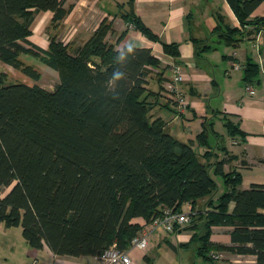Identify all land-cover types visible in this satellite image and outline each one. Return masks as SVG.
Returning <instances> with one entry per match:
<instances>
[{
    "label": "trees",
    "instance_id": "1",
    "mask_svg": "<svg viewBox=\"0 0 264 264\" xmlns=\"http://www.w3.org/2000/svg\"><path fill=\"white\" fill-rule=\"evenodd\" d=\"M225 1L240 28H264V18L248 21L263 0ZM63 4L0 0V61L37 81L40 74L20 59L33 56L58 75L53 89L45 90L10 81L0 72V222L7 228L19 226L32 249L46 246L57 256H98L112 244L129 249L143 226L163 210L180 212L189 203L191 220L175 225L173 232H193L184 245L196 243L204 264H220L212 256L215 252L252 255L256 264H264V186L240 189L237 169L225 171L234 157L211 123L194 141L184 143L154 117L149 99L160 97L161 87L156 93L148 90V80L154 75L161 84L163 79L152 73L159 61L150 49L137 47L123 65L115 61L116 46L127 30L110 43L112 25L105 19L72 54L56 37H50L47 50L28 40L34 13L50 11L52 23H59L67 14ZM128 4L122 17L126 26L178 58L179 46L161 43ZM228 31L233 37L241 35L236 29ZM116 68L125 77L112 87L109 80ZM256 74L257 66L247 62L244 83L251 84ZM226 128L230 138L244 139L237 125L227 121ZM193 143L206 151L197 153ZM218 151L224 155L219 157ZM216 177L224 192L215 203H206L211 210L194 213L198 199L217 192ZM215 226L230 228V245L211 241Z\"/></svg>",
    "mask_w": 264,
    "mask_h": 264
},
{
    "label": "crops",
    "instance_id": "2",
    "mask_svg": "<svg viewBox=\"0 0 264 264\" xmlns=\"http://www.w3.org/2000/svg\"><path fill=\"white\" fill-rule=\"evenodd\" d=\"M129 1L134 15L161 43L179 46L178 58L165 54L159 42L150 41L135 28L126 26L122 17L128 12ZM63 8L67 14L59 23H52L50 11L34 13L30 23L31 35L28 37L34 46L47 50L50 37H56L72 54L88 40L104 19L112 25L113 32L107 37L110 43H115L120 34L127 30L116 48H122L131 41L138 48L150 49L159 61L158 70L152 73H160L163 80L158 84L157 77L152 74L153 78L148 80L147 86L148 90L155 93L161 87L160 97L149 99L154 105L151 110L154 117L161 118L169 134L184 143L194 141L202 127L211 123L214 132L223 137L222 146L234 157L225 166V171L237 169L241 175L240 189H248L252 185L264 186V28L257 31L253 25L240 28L225 0H64ZM219 16L221 22H218ZM258 18H264V0L250 14L248 21L253 22ZM228 29L239 30L241 35L233 37ZM233 39H237V42H233ZM20 59L32 66L40 78L44 74H55L58 83L57 72L38 58L22 55ZM172 62L182 66L183 81L179 88L187 102L185 110L169 104L164 95L171 77L169 66ZM247 62L257 66V74L251 84L244 83V66ZM0 72L6 74L10 81L13 78L12 81L29 86L38 85L45 90L54 87H46L40 78L35 82L1 61ZM227 121L237 125L244 135L243 140L239 136H228ZM218 126H221V131L216 130ZM192 147L199 154L206 151L197 143H193ZM218 155L222 157L224 152L218 151ZM214 179L218 185L217 192L211 197L198 199L194 213L211 210V206L206 203H215L224 192L222 180L218 182L217 178ZM182 207L192 210L189 203ZM232 210L233 203H230L228 212ZM11 228L0 222V236L7 238ZM173 233L174 242L160 233L159 229L153 230L148 237L146 252L130 250L131 264H153L154 246L173 245L176 250L169 248L176 253L190 247L184 244L190 240L191 231ZM210 239L216 244L230 245V228L212 227ZM214 255L220 264H256L255 256L252 255L228 252H215ZM0 259L4 260L0 264H26L29 260L36 261L35 264H97L96 256H57L46 246L35 250L25 242L17 247L12 240L0 243Z\"/></svg>",
    "mask_w": 264,
    "mask_h": 264
},
{
    "label": "built area",
    "instance_id": "3",
    "mask_svg": "<svg viewBox=\"0 0 264 264\" xmlns=\"http://www.w3.org/2000/svg\"><path fill=\"white\" fill-rule=\"evenodd\" d=\"M128 27L132 28V25H128ZM169 67L171 77L165 88L166 93L164 92V95H166L167 101L170 104L175 105L178 109L185 110L187 102L179 88L183 81L182 66L178 62H172ZM184 210V207L181 208L180 212H173L171 209L163 210V213L159 217L143 226V229L131 240L129 249L121 250L116 244H112L96 256L97 264H131L132 257L130 250L138 249L143 252L146 251L148 237L153 230L162 228L166 232H173L175 225L182 227L189 223L191 211H189V208H187V211ZM212 256L216 257L213 254Z\"/></svg>",
    "mask_w": 264,
    "mask_h": 264
},
{
    "label": "rangeland",
    "instance_id": "4",
    "mask_svg": "<svg viewBox=\"0 0 264 264\" xmlns=\"http://www.w3.org/2000/svg\"><path fill=\"white\" fill-rule=\"evenodd\" d=\"M36 61H37V59H36ZM10 79L14 80L13 78H10ZM40 81L46 87H51V86H54L56 84V76H55V74H52V76L50 74H44L43 77L40 78ZM35 82H38V80ZM153 85L155 86V83H153ZM216 130L221 131V126H218ZM216 178H217L216 180L218 182L219 181L221 182L219 177H216ZM0 195H2V193ZM184 211H187V208H185ZM190 211H192V210H190ZM157 229H159L160 233H162L164 236H166L169 240L174 242L173 240H175V236H174L175 234L173 232H166L162 228H157ZM190 234H191L190 235V238H191L193 232H191ZM9 240H12L13 242H15L17 244V247H19L20 244L23 245V243H25L24 239L21 235V228L19 226L18 227H12L11 228V234L7 238H3V236H0V243H3L4 241H9ZM154 247L155 248L153 249V254H152L153 260H154L153 264H193V262H197V263L202 262V259L200 257H198L196 254V247H197L196 243L191 244L189 248L180 250L178 253L172 251L168 247L167 244L166 245L163 244L159 248H156L157 246H154ZM146 251H144V252H146ZM155 255H157V257ZM3 261H4L3 259H0V263H2ZM35 263H36V261H32V260H29L28 262H26V264H35ZM39 264H42V263H39ZM43 264H48V263H43Z\"/></svg>",
    "mask_w": 264,
    "mask_h": 264
},
{
    "label": "clouds",
    "instance_id": "5",
    "mask_svg": "<svg viewBox=\"0 0 264 264\" xmlns=\"http://www.w3.org/2000/svg\"><path fill=\"white\" fill-rule=\"evenodd\" d=\"M137 51V45L134 42L126 43L122 48H119L115 54V61H118L120 64H125L128 62L129 58L135 54ZM125 77V73L119 68H116L110 77L109 84L112 87H115L116 83L122 80Z\"/></svg>",
    "mask_w": 264,
    "mask_h": 264
}]
</instances>
